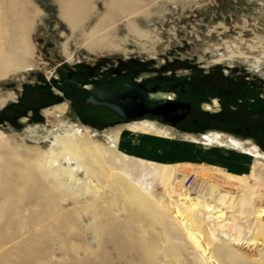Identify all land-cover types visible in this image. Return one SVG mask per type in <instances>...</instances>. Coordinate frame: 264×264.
I'll use <instances>...</instances> for the list:
<instances>
[{"label": "rangeland", "instance_id": "374dc122", "mask_svg": "<svg viewBox=\"0 0 264 264\" xmlns=\"http://www.w3.org/2000/svg\"><path fill=\"white\" fill-rule=\"evenodd\" d=\"M100 2L0 0L1 48L7 49L15 40L19 32L15 33L13 26L22 23L29 66L16 70L8 64L7 75L0 77V98L12 96L0 108V264H196L194 250L175 220L179 210L182 211L177 193L173 198L168 197V187L151 172L156 164L177 165L187 175L194 174L192 168L200 166L207 170L205 175L218 186V191L229 193V201L234 197L231 208L226 210L225 221L221 222H232V227L241 232L240 241L234 245L227 243V237L218 226L211 235L207 224L219 223L213 215H207L206 211L197 214L202 220L204 246L220 253L215 255V262L264 264V217H260L258 227L256 216L260 208L264 209V174L255 163L264 165V126L254 113L244 109L227 112L223 120H217L201 118L194 112V116L207 123L197 121L170 126L174 135L165 145L169 150L167 154L160 143L151 151L139 142L132 143L124 128L114 133L118 126L132 122L120 123L104 107L86 104V95L80 92L75 94L71 107L66 97L42 106L43 117L37 116L39 121L33 123L25 119L17 121L16 115H10V107L19 101L23 86L32 91L36 87L38 93L56 90L53 78L60 70L66 71L78 62L87 67L104 59L111 62L153 59L160 63L163 56L170 53L182 60H171L176 63V71L185 70L190 63L196 74L220 75L222 72L229 77H244L248 81L243 80V84L264 88L263 78L246 70L247 64L253 63L255 58L262 57L259 63H264L261 53L264 51V0ZM63 3L77 20L72 32L67 27L68 20L63 18ZM225 45L242 53L241 57L231 60L233 68H225L228 63L219 65L221 67L209 64L219 55H227ZM248 46L256 48L251 50ZM202 66L209 69L204 70ZM262 67L257 73L260 76H264V64ZM68 110L77 120L65 114ZM75 121L86 129L82 131L86 134L84 146L112 147L110 153L114 159L134 163L133 174H140L142 170L148 172L143 178L147 188L145 208L135 203L131 205L127 192L117 187L111 177L106 178L85 150H79L78 163L87 170L90 180L81 171L74 179L55 180L47 168L39 164V159L48 155L54 132H62ZM220 124L237 136L228 130L224 132L234 139L239 138L245 146L241 147L236 141L232 145H220L201 140L200 134L205 130H219L216 125ZM101 130H107L112 146ZM250 137L258 146L251 140H241ZM195 140L198 143L195 144ZM113 162L115 164V160ZM59 164L61 168L67 167L66 161L59 160ZM250 175H254L259 184L253 183ZM237 178L246 182L244 188L241 189ZM189 180L192 183L191 177ZM94 185L99 199L90 208L86 201H91ZM71 192L80 193V197L71 196ZM216 193L217 189L214 195ZM242 198L246 205L240 217Z\"/></svg>", "mask_w": 264, "mask_h": 264}, {"label": "bare ground", "instance_id": "6f19581e", "mask_svg": "<svg viewBox=\"0 0 264 264\" xmlns=\"http://www.w3.org/2000/svg\"><path fill=\"white\" fill-rule=\"evenodd\" d=\"M84 4L85 3H83V5ZM11 6L12 5H10V7ZM61 6L63 9V18L65 20H68V22L70 23V24L67 23V27L72 32L74 29L73 23L74 22L76 23L77 20L70 15L71 13L69 11V8L65 3L61 4ZM80 6L82 7V5ZM5 23L6 22L3 21L2 25H4ZM13 27L15 33L19 32V34L18 33L15 34L16 35L15 40H13V42L9 46H7V49H5L4 47V49L2 50L1 48L2 45H0V77L2 78L6 76L7 72L10 70L8 64H12L13 65L12 68H15L16 70L17 69L24 70L29 68V66L26 63L28 51L27 48L24 46L25 33L23 31V25L22 23L21 24L16 23L14 24ZM15 35H13L12 38ZM230 47L231 46L225 45L224 50L225 52H227V55L223 56L221 54L219 55V57H217V59L211 60L209 64L214 66H219L223 63L225 65L226 63H228V68H232L231 60L239 56L241 57L242 53L234 52L232 51L233 46L231 48ZM248 47L251 50H254L256 48L255 46H248ZM261 53L263 55L264 51H262ZM261 58L262 57L255 58L253 63L247 64L248 71H250L253 74H257L264 64V63H259L260 62L259 59ZM167 97H169V95H166L161 91L156 94L150 95L152 101L158 99H165ZM11 99L12 96L10 94H8L3 98H0V108H2ZM203 109L207 111L212 110V109L210 110V108L206 105L203 106ZM45 114H47V112ZM65 114L77 120L75 115L71 113L69 110ZM157 122L158 121L156 119H147V118L136 120L127 125L124 124L126 126L123 125L118 126V128L114 130V133H119L122 130V128H124V130L129 133L130 136L127 137L131 139L132 143H136V142L141 143L143 148H145L147 151H151V149L154 148L155 144L160 143L162 148H164V153L167 154L169 150L168 147H165V145L166 144L168 145L170 143L171 141L170 139H172V136L174 135V129L170 126L159 125ZM83 130L84 131L86 130L85 127L82 126V124H80L78 121H75L73 124L69 125L65 130H62V132L55 131L54 134L52 135V140L50 142L49 150L47 152L48 155L47 156L43 155L42 156L44 157L43 159H39V161L37 160L39 164L45 166L47 168V172H49L54 177L55 180H58V178L60 177H65L67 179H74L75 174L79 171L83 172L84 175L87 176V179L90 180L91 176L88 174L87 170L78 163V157L80 153L79 150H83V151L85 150L88 152V154H90L91 159L93 163L97 166V168L102 170V173L105 175V177L106 178L111 177L112 180L114 181V184L117 187L127 192V199L129 200L131 205L132 203H135L137 204V206L138 205L144 206L145 193H147V188L146 186L144 187L146 183L144 182L143 178L148 174V172L146 170H142L140 174H133L134 163L133 162L126 163L122 159H117V158L114 159L112 157V154L110 153L111 152L110 148L112 147L101 148L97 145H91V144H89V146H84L83 140L86 134L82 133ZM106 131L107 130H101V132L105 134L107 140L112 146V142L109 139V134ZM110 131H113V129H110ZM200 136H201V140L203 139L205 141H215L220 145H225V144L232 145L233 142L236 141V143L241 145V147L245 146L243 145V143H241L240 140L238 141V139H234L229 134L223 132L205 131L203 134H200ZM167 139H169V141H167ZM194 143L196 144L198 142H196L195 140ZM202 145L203 147L206 146V144L204 143H202ZM59 160L66 161L67 167L61 168L59 166L60 165ZM114 160H115V164L113 162ZM72 163L75 165L74 167L70 166V164ZM255 163L256 165H259L260 168L259 171L262 174H264V165L260 162H255ZM112 164H114L115 166H113ZM151 170H152L151 172H153V174L157 176L159 181L164 186L168 187L169 189V193L167 192L168 197H172L173 194L177 193L178 206L182 208V211L179 210V215L176 216L175 220L178 221V225L182 229L184 233V237L189 242L191 248L194 250L196 264H207V263L219 264L218 262H215L216 260L215 255H217V253L218 254L220 253L216 250L213 251L209 246H204L202 242L201 239V235H202L201 232L203 228V226H201L202 220L197 216V214L198 212L202 213L203 211H206L207 215L209 214L211 216L213 215L214 217L213 216L212 217L216 221H219V223L217 225H213V223L207 224L208 225L207 227H209V231L211 232V235H213L214 231L216 230V226H218L221 229V234L227 237L226 238L227 243L234 245L233 243H237L238 241H240L239 237L241 232H239V229L237 227H232L233 226L232 222L221 224V222L225 221L226 219L225 218L226 210L231 208L234 197L233 196L230 197L229 199L231 200L229 201L227 199L229 193L218 191L217 188L218 186L217 187L214 186V184L210 181V177H208V175H205V172H207V170L201 168L200 166L192 168V170L194 171V174L192 175L184 174L179 170V167H177V165L169 166L168 164H163V165L156 164ZM240 172L237 173L240 174ZM201 175L207 177H205L204 179L200 177ZM189 177L192 178V183L190 182ZM237 179L240 182L239 186L241 187V189L244 188L246 182H243L242 178H237ZM250 179H252L253 183L259 184V182L257 181L254 175H250ZM58 184L62 186V183H58ZM88 185H90V181H88ZM189 186H192L193 188L191 191H188L187 189V187ZM93 187L94 189L92 192L93 193L92 199L91 201H86V203L89 204L90 208L94 205V203L95 204L98 203V199H99V196L96 193L97 189H95V185ZM216 189H217V193L214 195ZM192 191L194 193H192ZM70 195L74 196L75 198L80 197V193L78 192L77 193L71 192ZM207 198L210 201L207 202L206 201ZM243 203H244V198H242L239 205L240 207L238 213L239 216L244 211L243 210L244 205H246ZM256 216H257L258 227H260L259 226L260 217H264V209L260 208V210L257 211ZM91 222L92 219L90 221H86L87 224ZM212 238L214 239L215 237L213 236Z\"/></svg>", "mask_w": 264, "mask_h": 264}, {"label": "flooded vegetation", "instance_id": "af4514ba", "mask_svg": "<svg viewBox=\"0 0 264 264\" xmlns=\"http://www.w3.org/2000/svg\"><path fill=\"white\" fill-rule=\"evenodd\" d=\"M184 54L188 56L187 53ZM163 57L164 60L160 63L155 62L153 59L118 60L117 62L104 59L97 64L87 65L86 67L85 64L83 65L81 62H78L66 71L60 70L56 78H53V80L56 81V83H53L56 90L49 89L42 93H38L36 87L35 90L32 91L30 88L23 86L19 101L12 103L14 106L10 107V115H16L17 121L25 119L33 123L34 121H39L37 116L43 117L42 106L46 107L51 101L64 99L66 97L69 99L68 102L71 107V101L75 97V94L80 92L86 95L85 103L88 104L86 100L90 96L89 91L94 89V86H99L103 91L120 93L123 91L124 84L131 83L143 85L148 92L150 100L151 94H156L160 91L169 95V97L164 100L172 101L176 99L181 104L188 105V113L184 118L178 119L175 123L171 121L165 122L161 116L150 115H146L142 118L129 119L130 122L148 118L156 119L163 124L177 127L183 123L195 124L197 121H201L202 123L206 122L200 120L199 116H194V112H197L201 118L207 117L223 120V116H225L227 112L235 113L244 109L245 111L254 113L259 124L264 126V88L253 87L252 84H243V80L248 81L244 77H229L226 73L223 74L222 72V75L210 72L196 74L194 69L190 67V63H187V66L184 68L185 70L176 71L177 68L175 69L176 63L174 61L182 60L170 53L168 56ZM198 63H200V61ZM200 64L203 63L201 62ZM225 68L231 69L228 68V66H225ZM202 69L207 70L209 68L202 66ZM246 70L248 71L247 68ZM248 73L250 72L248 71ZM252 75L259 76L264 80V76L262 75ZM77 86L79 89L76 88ZM248 104H252L250 108L247 107ZM150 105L153 106L154 103L151 102ZM204 105L212 110L207 111L203 109ZM260 113L262 115L261 117H259ZM116 118L120 123L124 122L118 117ZM216 127L219 130L211 131H231L223 124L216 125ZM224 133L229 134L228 132ZM230 133H232V131ZM241 140H251L254 144L257 143L252 137L241 138Z\"/></svg>", "mask_w": 264, "mask_h": 264}, {"label": "water", "instance_id": "95a60500", "mask_svg": "<svg viewBox=\"0 0 264 264\" xmlns=\"http://www.w3.org/2000/svg\"><path fill=\"white\" fill-rule=\"evenodd\" d=\"M79 89V87H76ZM86 102L94 107H104L124 122L146 115L161 116L163 120L175 123L188 113V105L178 100H150L148 92L141 84L126 83L120 93L103 91L99 86L89 91ZM154 103L153 106L150 103Z\"/></svg>", "mask_w": 264, "mask_h": 264}, {"label": "crops", "instance_id": "0c3cea01", "mask_svg": "<svg viewBox=\"0 0 264 264\" xmlns=\"http://www.w3.org/2000/svg\"><path fill=\"white\" fill-rule=\"evenodd\" d=\"M97 1H98V3H101L100 0H97Z\"/></svg>", "mask_w": 264, "mask_h": 264}]
</instances>
